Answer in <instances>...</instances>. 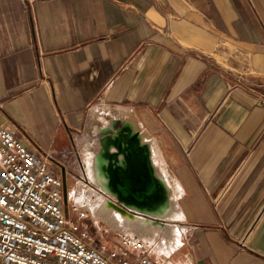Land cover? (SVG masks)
I'll return each instance as SVG.
<instances>
[{"label":"crops","instance_id":"crops-1","mask_svg":"<svg viewBox=\"0 0 264 264\" xmlns=\"http://www.w3.org/2000/svg\"><path fill=\"white\" fill-rule=\"evenodd\" d=\"M101 103L135 110L177 187L176 248L149 258L264 264V0H0V125L63 164Z\"/></svg>","mask_w":264,"mask_h":264},{"label":"built area","instance_id":"built-area-1","mask_svg":"<svg viewBox=\"0 0 264 264\" xmlns=\"http://www.w3.org/2000/svg\"><path fill=\"white\" fill-rule=\"evenodd\" d=\"M30 6L34 0H22ZM64 166L0 125V264H159L142 240L96 244L86 209L65 208Z\"/></svg>","mask_w":264,"mask_h":264},{"label":"bare ground","instance_id":"bare-ground-1","mask_svg":"<svg viewBox=\"0 0 264 264\" xmlns=\"http://www.w3.org/2000/svg\"><path fill=\"white\" fill-rule=\"evenodd\" d=\"M90 115L91 120L88 124V129L97 134L98 148L95 149L92 144L88 146L86 153L89 155L92 153L93 157L88 163H85L84 169L88 174V182L103 191L109 197L100 193V191L98 192L86 186V189L83 190L82 188V190L77 193L75 196L76 200L74 199V201L83 206L86 205L98 228V219H100L113 229L118 230L119 234L129 236L132 240L140 239L145 245H148V240L156 239L157 237V246L159 250L167 255L173 247L176 248L174 245L178 242V229L172 223H167L168 220L176 217V212L174 213L173 208V199L177 196L178 191L169 171L164 166H161L159 173L156 169L158 163L161 162V156L154 138L141 126L131 109H124L121 108V106L106 104L93 108ZM114 119H118L123 125L130 127L132 132L138 131L140 141L146 142L149 146L156 176L163 184L166 193V199L154 208L138 207L124 202H119L120 205H118L112 200V198L116 199V195L110 190V186L107 182L105 155L106 150H110V145L115 136V131L112 126V121ZM51 153L56 158L63 159L57 152ZM87 158L89 159V157ZM87 211L86 214L88 216ZM162 220H164V222Z\"/></svg>","mask_w":264,"mask_h":264},{"label":"water","instance_id":"water-1","mask_svg":"<svg viewBox=\"0 0 264 264\" xmlns=\"http://www.w3.org/2000/svg\"><path fill=\"white\" fill-rule=\"evenodd\" d=\"M115 136L106 150V178L118 202L154 208L166 199L164 186L156 176L150 149L138 131L114 120Z\"/></svg>","mask_w":264,"mask_h":264},{"label":"rangeland","instance_id":"rangeland-1","mask_svg":"<svg viewBox=\"0 0 264 264\" xmlns=\"http://www.w3.org/2000/svg\"><path fill=\"white\" fill-rule=\"evenodd\" d=\"M101 104H95L87 110L81 126L79 127L78 130H75L73 132V133H76L74 137L71 136V141H70V143L72 144V148L70 149L71 152L70 154H67V153L65 154V160H63V164H61V167L64 166V169L66 171V177H67V183H65V186H66L65 188L67 191L66 194L68 196L66 198L67 200H65V208H68L70 206V203L72 202L71 198L73 197L75 199L76 198L75 196L77 195V193L81 191L82 188L83 190L86 189L87 188L86 186H89L90 188L99 192L97 187L91 185L88 182V176H87L88 174L85 171L84 166H85V163H88L89 160L92 159L93 157L92 153H90V155L86 153L88 150V146L92 144L94 145L95 149L98 148L97 147V138H98L97 134H95L94 131L88 129V124L90 123V120H91L90 112L92 111V109L95 108L96 106L106 105L103 103ZM121 108L131 109L132 111L135 112L134 109L129 108V107L121 106ZM114 120H118V119H114ZM86 127H87V130H86ZM87 157H89V159ZM100 193L109 197L107 194L103 192H100ZM83 207L84 209H86V211L88 210L87 211L88 216L86 217L85 223L88 226L89 231L94 235L95 243L98 245L105 244L106 246H109V247H116L117 245L119 246V242H118L119 235H120L119 231L116 229H113L112 227H110V225L104 223L100 219H98V224H99V228H98L95 222L93 221V218H92V215L89 209L86 207V205H84ZM167 223H172V222L167 221ZM187 240L188 239L186 238L185 248H183V250L173 252L169 257H174V259H177L179 256L186 257V254L188 251L187 250L188 248ZM152 245H154V242H152ZM149 247H150L149 249H151V246Z\"/></svg>","mask_w":264,"mask_h":264}]
</instances>
